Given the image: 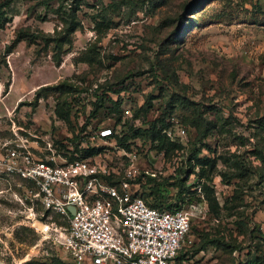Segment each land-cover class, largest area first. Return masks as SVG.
<instances>
[{
  "label": "rangeland",
  "instance_id": "rangeland-1",
  "mask_svg": "<svg viewBox=\"0 0 264 264\" xmlns=\"http://www.w3.org/2000/svg\"><path fill=\"white\" fill-rule=\"evenodd\" d=\"M7 1L11 19L0 28V149L13 141L42 157L69 158L76 144L101 147L115 179L128 180L139 193L144 173L174 183L169 199L192 214L179 264H264V0ZM77 1L81 25L60 64L45 42L22 40L7 52L20 28L63 27L55 10ZM64 80L77 90L36 99L42 86ZM64 99L69 120L56 112ZM193 108L209 126L205 137L189 124ZM159 116L174 143L169 151L155 148L147 133L135 135ZM106 128L127 135L130 148L102 138ZM196 150L209 159L204 177L199 168L186 172ZM24 184L0 176V264H74L58 236L32 227L30 207L37 216L45 210L24 199ZM208 240L213 243L199 251Z\"/></svg>",
  "mask_w": 264,
  "mask_h": 264
},
{
  "label": "built area",
  "instance_id": "built-area-1",
  "mask_svg": "<svg viewBox=\"0 0 264 264\" xmlns=\"http://www.w3.org/2000/svg\"><path fill=\"white\" fill-rule=\"evenodd\" d=\"M100 131L102 138L113 134L112 128ZM111 173L102 154L42 157L13 141L0 149V176L23 179L24 199L44 207L42 216L30 207L32 227L58 236L74 264H174L192 227L191 212L151 206L128 180L111 183Z\"/></svg>",
  "mask_w": 264,
  "mask_h": 264
},
{
  "label": "trees",
  "instance_id": "trees-1",
  "mask_svg": "<svg viewBox=\"0 0 264 264\" xmlns=\"http://www.w3.org/2000/svg\"><path fill=\"white\" fill-rule=\"evenodd\" d=\"M78 5L79 1H77L74 5H68V6H60L57 10H55L58 15L61 17L63 21V27L60 29H56L54 32H45L43 30L37 29L36 31L31 30L29 27H23L20 28L17 31V34L15 38L13 39L12 43L7 46V52H11L14 47L22 40H27L29 43H36L39 44L41 42H45V45L48 47L52 45V51H53V57L54 60L60 64L63 61V55L68 51V48H66V45L71 46L73 43V36L74 33L77 31V29L81 25V20L78 15ZM12 7L11 4L7 0H0V28H4L7 24L8 21L11 19V13H12ZM77 89L75 88L74 84L68 82L67 80H64L60 83L54 84V85H45L40 88V90L37 92L36 99L39 100L41 96H47L49 95L50 92H59L60 96L64 95L67 92H73L76 91ZM101 101L102 103L103 98L97 101L95 104V108L93 110V113L95 114L97 112V109L99 108L98 102ZM68 102L66 99H64L62 102H58L56 106V112L57 115L70 119L71 115V109L68 106ZM189 105V103H188ZM191 104L189 107L190 108ZM148 109H146L147 112ZM194 110L197 115L192 116L189 118V124L193 127H195L200 134H202V137H205L207 135V130L209 129V126L207 124H204V118L201 113V110L197 108ZM260 128L264 131V117L260 119ZM209 123V122H208ZM149 128L145 129H137L135 132V135H143L147 133L148 137H150L151 142L154 144L157 141V144L155 145V148H158L159 150H165L169 151L171 148H175L174 146L172 147V144H174L170 138L166 134V129L168 127L167 122H166V117L165 116H159L155 120L150 121L149 123ZM109 137H115L117 139L118 144H121L127 148H130V143L127 142L129 140V137L127 135H115L112 134L108 137L104 138H109ZM74 150H70L73 154L69 156L70 160H73L75 158H87L95 155H100L102 154V148L99 147L97 148L96 146H83L79 147L78 144H76ZM199 152L196 150L193 152V154L189 157L190 162L193 158L196 159V163L194 166L190 167V169H187V173L190 175L193 171H195L196 168H199V177H204L205 176V170L203 168L204 164L209 163L208 158H199ZM79 153V154H78ZM68 157V156H67ZM115 172L112 171L111 175L106 176L108 180L111 183H117V179H115L116 174ZM144 177H146L144 179ZM145 180V183L142 181ZM138 182L141 183L142 191L137 194L143 196L146 201L154 207H157L159 209H164V210H175V209H183L182 203L181 202H173L169 199V192H171V185L174 183L170 181V178L166 177L162 180H158V178L152 176L151 174H146L144 173L142 177L139 178ZM205 184H202V188L205 187ZM179 192L178 195L180 197L185 190L184 183L179 184ZM150 188V192L146 194L145 189ZM189 189V187H187ZM205 189V188H204ZM210 206L212 208L217 205L216 199H213L210 197ZM185 209V208H184ZM208 243H213V240H208L202 243L201 247L199 248V251L204 250ZM183 255H181L180 251L178 252L174 264H179V259H181ZM59 264H65L63 261H61Z\"/></svg>",
  "mask_w": 264,
  "mask_h": 264
},
{
  "label": "water",
  "instance_id": "water-1",
  "mask_svg": "<svg viewBox=\"0 0 264 264\" xmlns=\"http://www.w3.org/2000/svg\"><path fill=\"white\" fill-rule=\"evenodd\" d=\"M74 211V208H71Z\"/></svg>",
  "mask_w": 264,
  "mask_h": 264
}]
</instances>
